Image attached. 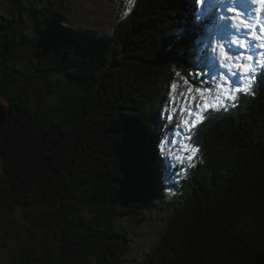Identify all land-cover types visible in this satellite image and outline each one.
<instances>
[{
    "label": "trees",
    "instance_id": "1",
    "mask_svg": "<svg viewBox=\"0 0 264 264\" xmlns=\"http://www.w3.org/2000/svg\"><path fill=\"white\" fill-rule=\"evenodd\" d=\"M63 5L24 6L31 33L21 15L0 20V215L22 211L40 233L16 264H118L128 237L117 219L152 209L169 185L163 230L133 264H264V87L199 127L194 166L173 168V182L157 139L170 135L162 110L174 73L199 71L185 31L175 35L185 17L195 22L196 5L133 0L110 34L74 28L58 14ZM21 53L36 60L34 76L66 78L57 104L30 106L33 76L18 77L12 62Z\"/></svg>",
    "mask_w": 264,
    "mask_h": 264
},
{
    "label": "snow or ice",
    "instance_id": "2",
    "mask_svg": "<svg viewBox=\"0 0 264 264\" xmlns=\"http://www.w3.org/2000/svg\"><path fill=\"white\" fill-rule=\"evenodd\" d=\"M242 2L243 0H186L188 6L204 5L194 16V20L201 24L195 25L191 16L185 17L190 27H199L201 30L198 44L203 47L194 50L192 54L198 52V57L190 65L199 71L174 73L177 80L167 85V103L162 110L165 113L164 127L172 136L157 139L161 154L175 160L181 175H186L187 168L193 166V159L199 151L193 143V135L199 127L236 108L242 97L255 94L257 86H264V62L253 53L254 49H264V0H247L254 7L246 12L239 8ZM238 17L240 22L234 23ZM205 20H210L211 26L204 25ZM185 30L179 29L175 35H180ZM242 30L246 31V43L243 40L238 43L236 40L237 34ZM53 36L56 38L55 32ZM214 37L224 43L217 42L213 46ZM74 42L85 48L89 44L87 38H79ZM226 45L236 46L239 51L230 53L226 50ZM184 54L190 55L187 51ZM245 60L249 63H245ZM206 72L212 74L208 81L203 80ZM176 136L180 137V154L165 152L164 145L177 143Z\"/></svg>",
    "mask_w": 264,
    "mask_h": 264
},
{
    "label": "rangeland",
    "instance_id": "3",
    "mask_svg": "<svg viewBox=\"0 0 264 264\" xmlns=\"http://www.w3.org/2000/svg\"><path fill=\"white\" fill-rule=\"evenodd\" d=\"M46 1H50L52 3L56 2L57 0H20V4L22 6L16 4L17 0H0V20L2 18V15L11 17L21 15V20L23 22L25 32L31 33V30L33 28V22L35 19L26 7H28L29 4L40 5ZM60 1L64 3V8L60 9L58 14H60L62 19L66 23L70 22L74 28H81L82 30L86 28L90 31L100 30L105 34H110L114 24L123 17H125V15L129 12V9L133 4V0ZM244 5L245 3L242 4V6ZM246 5H248V7L250 6L249 8L252 7V4L250 5L249 2H246ZM190 10H194L192 13L193 15H195L197 9L195 10L194 8H191ZM228 15H231V13H228ZM239 22V17L234 20V23ZM199 23L201 24L200 21L194 22L195 25H199ZM189 28V25L186 26V30L184 33L186 42H188V44H190L192 48L194 47L198 49L200 47H203L202 44H198L199 38L197 37V35H194L193 32L198 30L194 29L195 27H193V31L191 32ZM190 37H192V39H190ZM245 38L246 32L242 33V31L236 36V40L238 43L242 40L246 43L247 41L244 40ZM221 43L223 44L224 41L221 40ZM225 48L230 53H235L239 51L236 46L229 47L226 45ZM253 53L262 62H264V49H254ZM35 61L36 60L33 59L31 56L25 53H21V55L17 56L15 60H12V62L14 63V68H18L22 72L20 73L15 71V74L18 75V77L20 78H24L23 74H27V76H33L32 81L28 86V101L32 108L55 105L60 100L61 94L66 88L67 80L63 76L59 75H52L46 78L34 76L36 73L33 71V68L35 66H38ZM245 63H249V61L245 60ZM10 65H12V63H10ZM258 73L259 71L257 72V75H259ZM239 74L240 73H238V75ZM209 75L211 77L212 74L209 73ZM43 88H51L55 91L45 93L43 92ZM0 104L5 107L7 112L8 103L1 94ZM177 107H179V105H177ZM178 122L179 121L177 120V123ZM163 132H165V130ZM171 136L172 134L170 132V135H166L164 139L171 138ZM175 139L177 140V143L166 144L167 151L180 154V137L176 136ZM167 162L171 166L168 167V171H165L163 175L165 177L167 176V179H170L174 182L175 177H178V171L173 170V168L176 167V162L171 158H167ZM172 187L173 186L171 185L165 186L162 197L157 200V204L152 207V209L142 210L138 214L124 215L123 217H119L117 219V225L125 231L128 237L127 250L124 255L120 258V262L118 264H133L137 262L145 256V254L149 251V248L158 239L161 231L163 230V226L166 223V216H168L169 214V210L166 208V203L168 200H171V198L175 194V188ZM17 215H20L18 220L15 217H11L12 219H10V216H5L6 220H4L0 215V250L3 251L2 258L0 257V264H16L17 258L19 257L18 255L21 250L28 244L34 243L35 240L39 237V229H37L32 223H27L26 219L21 218L23 212L19 211ZM11 220L14 221L11 222ZM26 226L29 228H27ZM29 230H32V232H29ZM2 242L7 243V245L1 244ZM36 264L42 263L40 261H37Z\"/></svg>",
    "mask_w": 264,
    "mask_h": 264
},
{
    "label": "water",
    "instance_id": "4",
    "mask_svg": "<svg viewBox=\"0 0 264 264\" xmlns=\"http://www.w3.org/2000/svg\"><path fill=\"white\" fill-rule=\"evenodd\" d=\"M6 117H7L6 109L3 105L0 104V130L4 124Z\"/></svg>",
    "mask_w": 264,
    "mask_h": 264
},
{
    "label": "bare ground",
    "instance_id": "5",
    "mask_svg": "<svg viewBox=\"0 0 264 264\" xmlns=\"http://www.w3.org/2000/svg\"><path fill=\"white\" fill-rule=\"evenodd\" d=\"M247 2V0H243V2L240 4V6H242V4H244V3H246ZM250 5H251V3H250ZM241 8V7H240ZM242 10H243V8H242ZM243 31H245V30H242V32Z\"/></svg>",
    "mask_w": 264,
    "mask_h": 264
}]
</instances>
